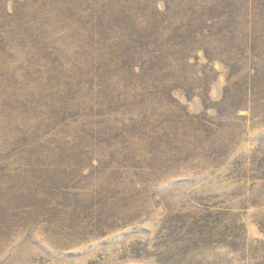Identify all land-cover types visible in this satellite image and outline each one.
I'll return each mask as SVG.
<instances>
[{"label": "rangeland", "instance_id": "rangeland-1", "mask_svg": "<svg viewBox=\"0 0 264 264\" xmlns=\"http://www.w3.org/2000/svg\"><path fill=\"white\" fill-rule=\"evenodd\" d=\"M95 1L0 29V264H264V0Z\"/></svg>", "mask_w": 264, "mask_h": 264}, {"label": "trees", "instance_id": "trees-1", "mask_svg": "<svg viewBox=\"0 0 264 264\" xmlns=\"http://www.w3.org/2000/svg\"><path fill=\"white\" fill-rule=\"evenodd\" d=\"M86 1L87 3L85 5L79 4L82 10L76 13V10L73 9L71 5V0H28L26 2L15 0L13 6L9 4L8 0H0V29L1 31L6 29L8 38L15 43L28 44L27 37L31 38L35 36L41 39L42 26L45 30L52 29L45 46L53 47L54 52H56L55 58H58L62 53L67 52V48L61 45L60 41L62 38L56 33L58 29H62L61 31L64 33H66V29H70V31L74 30L75 33L73 35L75 41H77L76 43H80V37L85 33H90L92 37L96 38L100 35L97 32L98 27L95 26V22L91 18V13L94 12L93 9L97 7L100 2L90 0L89 5V1ZM116 1L122 3L129 0ZM32 2L34 8L28 5ZM25 13L31 14L27 16ZM85 15L87 16L86 18H84ZM29 28L31 29L29 30ZM26 29L28 30L27 32ZM153 37H151V39H154ZM86 40L87 39H83V41ZM30 46L34 47L33 44H30ZM150 52L153 56L159 55L154 54L152 50H150ZM46 72H48V68H46L45 73ZM86 98H89V93H86Z\"/></svg>", "mask_w": 264, "mask_h": 264}]
</instances>
